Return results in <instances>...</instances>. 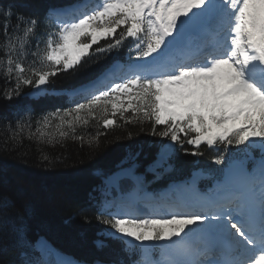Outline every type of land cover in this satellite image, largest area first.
<instances>
[{
	"label": "snow or ice",
	"instance_id": "1",
	"mask_svg": "<svg viewBox=\"0 0 264 264\" xmlns=\"http://www.w3.org/2000/svg\"><path fill=\"white\" fill-rule=\"evenodd\" d=\"M31 7L0 0V70L14 81L8 99L131 41L126 62L72 90L79 96L73 106L43 115L34 130L18 122L11 139L27 129L42 160L50 156L41 145L98 147L107 131L124 129L131 139L127 126L144 131L146 123L151 135L169 141L154 161L161 167L185 144L192 155H202V145L216 148V164L230 147L244 150L245 160L230 163L211 193L194 202L146 204L147 213L134 202L109 204L97 250L111 239L139 254L131 264H264V0H82L43 16ZM93 122L95 135L78 133ZM13 206L0 197V210ZM32 247L37 255L26 264H74L39 240Z\"/></svg>",
	"mask_w": 264,
	"mask_h": 264
},
{
	"label": "trees",
	"instance_id": "2",
	"mask_svg": "<svg viewBox=\"0 0 264 264\" xmlns=\"http://www.w3.org/2000/svg\"><path fill=\"white\" fill-rule=\"evenodd\" d=\"M27 2L32 5L30 12L43 16L49 7L82 0ZM130 46L129 40L124 47L104 57L85 58L80 66L52 77L48 89L63 92L88 85L113 62L125 61ZM13 85L14 81H5L0 70V197H8L14 205L0 210V261L3 264H26L34 259L36 253L32 245L38 237H45L58 251L82 262L95 263L119 256L122 247L119 242L108 243L102 251L94 245L96 233L104 224L94 208L89 207V191L99 176L115 172L130 151H141V157L152 155L166 138L151 135L149 123L143 125L144 131H140L139 125H128L127 131L133 133L131 139L124 129L117 128L101 136L98 147L85 145L81 148L78 142L71 140L67 142V149L41 145L50 156V162L44 161L36 142L26 138L27 129L16 140L11 139L13 132L18 122L30 123L34 130L39 118L56 109L73 106L74 100L52 95L33 100L26 96L33 89L27 86L19 95L8 99L4 92ZM100 131L105 130L101 127ZM78 133L95 135V122L78 129ZM201 152L203 160L197 158V161L202 166H205V161L211 163L215 159L210 157V152ZM187 156L177 157V169L172 177L180 178L190 171L194 161ZM18 229L22 230L23 239Z\"/></svg>",
	"mask_w": 264,
	"mask_h": 264
},
{
	"label": "rangeland",
	"instance_id": "3",
	"mask_svg": "<svg viewBox=\"0 0 264 264\" xmlns=\"http://www.w3.org/2000/svg\"><path fill=\"white\" fill-rule=\"evenodd\" d=\"M45 92H47V85H45V86H43L40 90H36V89H33L31 92H30V95H32V97H38V96H40V95H42V94H44ZM183 138V137H182ZM167 143H169V141H166V142H164L163 144H167ZM202 147H207L206 145H202L201 146V148ZM208 148V147H207ZM177 151H179V150H184V149H188V152H193V151H195V148L193 147V146H191V145H187V144H185L184 145V149H180L179 148V146H177ZM208 149H212V150H214L215 148H208ZM134 151V150H133ZM132 151V152H133ZM156 152H155V155H154V157H153V160L152 161H150V162H148V164L146 165L145 164V166L144 167H142V166H140V165H138V162H137V157H138V155L136 156V157H134V158H129V154H128V157H127V159L125 160V162H124V166L125 167H127V166H132L131 168H130V171H123L124 169H129V168H125L124 166H122V167H124V169H122V171L119 173V179L118 180H121V179H123V178H131L132 180H134V182H135V184H137L141 189L143 188V192H144V201L142 202V203H140V205L141 206H143L144 208H145V205L146 204H155V203H159V202H162V201H165V200H167V201H169L168 199H167V197L168 196H170V194H171V191H167V192H164L163 194H162V197H159V199H154L153 198V195L149 192V191H146V190H144L145 189V187H144V184H145V182H144V180L146 179L145 178V175H151V174H153V175H158V176H160V174H161V171H167V170H169V168L170 167H168V165H169V160L171 159V157L174 155H172V156H170L169 157V159H168V163L166 164V165H164L163 167H161V166H158V165H155L154 164V161H156V159H157V155H158V152H159V148H157L156 150H155ZM176 151V152H177ZM254 151H256L257 153H259V149H254ZM175 152V153H176ZM192 156H194V155H192ZM151 166V167H150ZM138 170H141V172H142V175L140 176V175H136V172L138 171ZM140 172V173H141ZM197 175V174H196ZM193 176V175H192ZM201 178H200V181H199V184L201 183V185L203 184V181L205 180H207V177L203 174H200L199 175ZM118 180L117 179H114L111 183H109V185L107 186L108 187V191H107V193H106V198H107V200H108V204H107V206L109 205V204H111V203H113V202H120L121 200H123V201H125L123 198H120L119 200H117L118 198H116L115 200H113V201H110L111 199L109 198V195H110V192H109V190H110V188H116L117 187V182H118ZM189 181V180H188ZM185 182V181H184ZM184 182H180V183H178V184H176L175 186H176V188H184V185H183V183ZM174 186V187H175ZM185 186H188L187 184H185ZM214 186H216V184L214 185ZM187 188V187H186ZM174 191V190H173ZM175 192V194L181 199V194H180V192L179 191H177V190H175L174 191ZM193 192H194V194H196V195H199L200 197H205V196H202V195H200L199 194V189H193ZM135 196V194L133 195V197ZM133 197H131V199L133 198ZM191 199H194V198H191ZM134 201V200H133ZM126 202V201H125ZM112 211H115V208H110ZM98 238H101L100 237V235H98L97 236ZM39 241H41L42 243H44L42 240H39ZM139 255V254H138ZM154 256H157L158 257V250H157V252L154 254ZM72 261V260H71Z\"/></svg>",
	"mask_w": 264,
	"mask_h": 264
},
{
	"label": "bare ground",
	"instance_id": "4",
	"mask_svg": "<svg viewBox=\"0 0 264 264\" xmlns=\"http://www.w3.org/2000/svg\"><path fill=\"white\" fill-rule=\"evenodd\" d=\"M197 174V175H196ZM200 173H195L191 178H190V180L189 181H187L185 184H187L188 186H185L184 188H179L178 190H179V192H180V194H181V197H183V198H185V200L186 199H189V198H194V199H192V200H195V198L196 197H199V195H196V194H194V192H193V189H195V188H198V186H199V181H200ZM138 186V185H137ZM187 187V188H186ZM215 188V187H214ZM213 188V189H214ZM212 189V190H213ZM211 190V191H212ZM138 197V195L137 194H135V196L132 198V199H130V201L131 202H133V200L135 199V197ZM140 196V195H139ZM137 202L135 203V205L137 206ZM138 208H139V206H137ZM145 209H148V208H145ZM141 211H143V210H141Z\"/></svg>",
	"mask_w": 264,
	"mask_h": 264
}]
</instances>
